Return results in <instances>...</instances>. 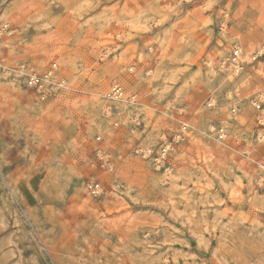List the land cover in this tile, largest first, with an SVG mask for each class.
<instances>
[{
    "label": "clouds",
    "instance_id": "clouds-1",
    "mask_svg": "<svg viewBox=\"0 0 264 264\" xmlns=\"http://www.w3.org/2000/svg\"><path fill=\"white\" fill-rule=\"evenodd\" d=\"M0 264H264V0H0Z\"/></svg>",
    "mask_w": 264,
    "mask_h": 264
}]
</instances>
